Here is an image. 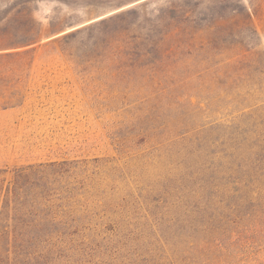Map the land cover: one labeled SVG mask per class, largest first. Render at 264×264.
I'll return each instance as SVG.
<instances>
[{
  "label": "rangeland",
  "instance_id": "1",
  "mask_svg": "<svg viewBox=\"0 0 264 264\" xmlns=\"http://www.w3.org/2000/svg\"><path fill=\"white\" fill-rule=\"evenodd\" d=\"M25 193L66 224L0 264H264V0H0V211Z\"/></svg>",
  "mask_w": 264,
  "mask_h": 264
},
{
  "label": "trees",
  "instance_id": "2",
  "mask_svg": "<svg viewBox=\"0 0 264 264\" xmlns=\"http://www.w3.org/2000/svg\"><path fill=\"white\" fill-rule=\"evenodd\" d=\"M125 14H133L136 16L137 11L131 10L126 13L118 14V34L117 39L115 40L118 44L125 43L126 40H130V35L125 32L126 29L122 28L124 25L127 24V20H124L123 16ZM114 18H110L109 20H114ZM108 20V21H109ZM107 20H100L98 24L87 27L85 29L76 30L70 32L60 38V41L69 40L71 38H76L80 33L85 30L94 29L97 26H103L108 22ZM142 28V27H141ZM145 28V27H144ZM104 28L100 29V34L105 33L106 30ZM147 33L145 36L149 38V33L153 32V27L151 24L146 28ZM132 40H135L134 45L129 48L130 52L128 54L125 53V49L121 50L120 46H118V52L113 54L111 60H109L107 64V68H111L114 62H121L119 57L121 54H126L127 60V67L134 68L138 71H144L145 67L142 65L143 60L147 57L146 55L149 54L147 50L149 45L145 49H141L142 41H140V37H135ZM131 40V41H132ZM132 43V42H131ZM180 46V45H179ZM175 46V47H179ZM186 47H192L190 44ZM139 58V61H136ZM82 64H77L76 67L79 69V72H83L85 68H82ZM15 184L14 183V190L12 189L11 195L15 196ZM27 185V184H26ZM25 199L23 201L17 203H6L1 207L0 211V245L4 249L8 248L9 246H22L26 244H32L33 242L38 241H46L49 239L50 236L56 231L61 225H65L66 222L61 221L55 217L49 218V216H40L36 212L39 210H44L45 207L42 206V202H38L36 200L29 199V193H25ZM12 210L15 212L12 213Z\"/></svg>",
  "mask_w": 264,
  "mask_h": 264
}]
</instances>
